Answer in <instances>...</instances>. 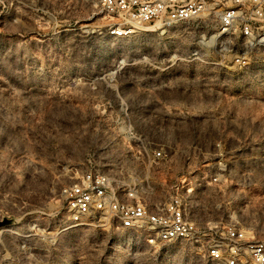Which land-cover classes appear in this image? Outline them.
<instances>
[{
	"label": "rangeland",
	"instance_id": "1",
	"mask_svg": "<svg viewBox=\"0 0 264 264\" xmlns=\"http://www.w3.org/2000/svg\"><path fill=\"white\" fill-rule=\"evenodd\" d=\"M107 23L93 0H0V212L23 218L0 231V264H206L190 245L66 230V187L96 170L146 175L140 153L161 148L160 194L187 178L202 226L264 241V73L213 82L203 100L189 70L157 74L149 27L118 40Z\"/></svg>",
	"mask_w": 264,
	"mask_h": 264
},
{
	"label": "built area",
	"instance_id": "2",
	"mask_svg": "<svg viewBox=\"0 0 264 264\" xmlns=\"http://www.w3.org/2000/svg\"><path fill=\"white\" fill-rule=\"evenodd\" d=\"M93 1L108 19V37L126 40L149 27L163 47L164 59L158 64L163 67H156L157 74L189 70L188 78L203 100H213V82L250 72L263 77L264 0ZM157 89L150 86L152 92ZM213 147L226 145L220 141ZM140 154L146 175L90 171L63 190L66 230L114 229L132 234L153 252L190 245L206 264H264V241L241 224H200L192 199L196 192L187 178L176 180L170 193L160 194L154 176L168 161L163 148ZM4 217L10 218L0 212V221Z\"/></svg>",
	"mask_w": 264,
	"mask_h": 264
},
{
	"label": "water",
	"instance_id": "3",
	"mask_svg": "<svg viewBox=\"0 0 264 264\" xmlns=\"http://www.w3.org/2000/svg\"><path fill=\"white\" fill-rule=\"evenodd\" d=\"M23 218H14V217H4L1 221H0V228L2 227H12V226H16L18 224H20L22 222Z\"/></svg>",
	"mask_w": 264,
	"mask_h": 264
}]
</instances>
